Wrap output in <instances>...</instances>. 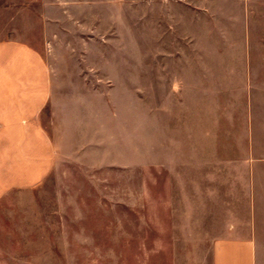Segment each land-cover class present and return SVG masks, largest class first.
I'll list each match as a JSON object with an SVG mask.
<instances>
[{
    "label": "rangeland",
    "instance_id": "374dc122",
    "mask_svg": "<svg viewBox=\"0 0 264 264\" xmlns=\"http://www.w3.org/2000/svg\"><path fill=\"white\" fill-rule=\"evenodd\" d=\"M148 2L0 0L3 83L50 86L0 94L9 118H27L25 159L40 163L3 175L0 264H210L205 222L186 219L195 206L162 169L178 62ZM253 7L252 51L264 52V0Z\"/></svg>",
    "mask_w": 264,
    "mask_h": 264
},
{
    "label": "crops",
    "instance_id": "0c3cea01",
    "mask_svg": "<svg viewBox=\"0 0 264 264\" xmlns=\"http://www.w3.org/2000/svg\"><path fill=\"white\" fill-rule=\"evenodd\" d=\"M254 1L151 0L148 11L154 29L155 3L156 28L161 37L170 34V58L178 62L168 72L172 108L167 133L163 114L162 169L169 186L177 182L179 202L195 206L193 212L186 209V219L205 222L210 264H264V52L252 51L260 44ZM10 54L3 42L0 60L7 75L0 72V94L50 91L46 80L39 86L3 83L10 76ZM4 99L0 195L7 187L4 174L18 173L24 180L26 173L40 172V163L24 155L27 118L15 111L9 118ZM191 101L192 110L189 105L181 111ZM16 145L21 147L14 152Z\"/></svg>",
    "mask_w": 264,
    "mask_h": 264
}]
</instances>
